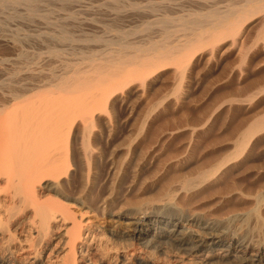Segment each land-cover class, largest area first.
Here are the masks:
<instances>
[{
	"label": "bare ground",
	"instance_id": "bare-ground-1",
	"mask_svg": "<svg viewBox=\"0 0 264 264\" xmlns=\"http://www.w3.org/2000/svg\"><path fill=\"white\" fill-rule=\"evenodd\" d=\"M62 1L75 0H0V31L13 21L53 14L59 8L52 2ZM192 8L186 14H166L147 22L144 28L150 32L135 35L136 39L129 38L132 32H122L112 39L89 37V41L101 42V48L74 49V58L64 57L60 70H52L48 77L46 74L47 79L40 71L28 68V84L21 85L12 78L22 71L17 68L10 70L7 83H0V264H170L171 260L157 257V253L165 252L164 240L173 253L170 259L181 264H209L213 260L215 264H264V241H247L232 230L214 224L203 226L195 219L186 220V225L175 223L164 215L177 214L175 211L189 199L188 193L244 165L264 140L263 115L239 135L232 153L194 178L182 179L179 192L167 190L153 203L154 208L147 210L138 203L134 210L121 213L107 210L110 200H103L94 209L88 203L100 158L99 139L105 132H112L117 112L132 97H143L171 73L177 81L174 96L171 94L176 105L189 97L199 70L234 50L238 52L240 73L264 66V0H230L222 7ZM116 10L124 13L127 9ZM252 28L256 35L249 38L254 40L249 43ZM65 33L57 39L54 36L58 44L71 40ZM2 38L0 35V46L17 43ZM47 52L60 59L64 54L57 45ZM263 93L264 86H259L235 101L252 106ZM156 103L163 111L169 105ZM258 104L253 103L254 107ZM231 106L229 103V110ZM75 177L80 180L77 193L71 190ZM256 200L255 227L264 239V196ZM150 201L147 206L154 202ZM84 209L99 216L106 214L117 225L102 228L86 219L88 212Z\"/></svg>",
	"mask_w": 264,
	"mask_h": 264
},
{
	"label": "rangeland",
	"instance_id": "rangeland-1",
	"mask_svg": "<svg viewBox=\"0 0 264 264\" xmlns=\"http://www.w3.org/2000/svg\"><path fill=\"white\" fill-rule=\"evenodd\" d=\"M75 1L72 3H67V1L63 3L62 1L61 4L60 2H52L53 4H50L57 5L59 11H55L53 14L49 13L41 18L36 16L32 21H13L4 28V31H0L3 40H17L14 46L12 44L0 46V83H7L11 76L10 70H17V68L22 71L12 78L21 85L28 84V80H25L28 77L26 72L30 70L28 68L40 71L42 78L46 74L48 77L52 70H60L63 61L72 59L74 49L78 51V49L83 50L91 47V49L101 48L100 46L103 45L101 42L97 44V42L89 41L87 40L89 37L97 36L102 39H112L122 32H129L128 34L132 32L133 35H130L129 38L143 36L147 22L155 21L160 16L168 14L171 17H176V14L177 16L186 14L190 9H193L192 7L194 9L195 7L202 8V6L204 8L222 7L230 0ZM122 6L125 10L127 9L124 13V10L114 12L115 8H123ZM38 14L42 15L43 13L39 12ZM112 18L116 22H112ZM60 24L62 28L59 27ZM253 28L248 33L247 40L255 38L254 32L256 31ZM255 30L257 29L255 28ZM61 32H63L62 34L66 32L68 35L66 33L65 35L69 36L71 40L64 41V44L63 41L58 44L55 38L61 36ZM147 32L149 33L150 30L147 29L145 33L147 34ZM11 35L14 39H11ZM253 39H249L248 42L252 43ZM56 45L64 53L62 59H60L61 57H50L47 52ZM236 53L238 54L235 50L228 52L229 55L226 53L224 57L222 56V62H213L210 67L206 66L199 70L200 76L198 75L195 79L189 90V97L184 101L182 100L183 102H176L175 105L174 98L171 97V94L174 96L172 90L177 81L173 79L170 73L164 76L166 80L163 77L161 82L155 83L143 97L142 95H140L141 97L139 95L134 96L125 107L119 109L117 123L112 132L110 134L105 132L99 139L100 158L97 160L96 175L88 197L91 209L106 199L111 201L108 211L127 213L134 210V206H137L138 203L140 207L150 210V208H154L155 202L167 190L179 192L178 188L180 187L178 186L182 183V179L194 178L197 173L208 170L223 157L232 153L233 144L249 126L248 124L252 123L255 118L264 116V93L256 97L258 99L251 103L252 106L249 104L242 106L244 104H238L240 102L235 101L243 99L245 95L253 92L257 87L264 86V66L249 68L242 74L237 68L239 56L237 57ZM25 64L27 66L23 68ZM215 64L216 66H214ZM206 68L207 70L204 71ZM46 77L44 79H47ZM155 101L162 102L161 105H164L165 102L169 105L163 111V107L161 109V106H157ZM254 102H259V104L254 107ZM229 103L232 105L231 110H229ZM150 108H154V110L150 112ZM202 125L205 126V129ZM140 128H143V131ZM263 136L262 134L261 137ZM244 162V165L223 177H219L220 179L216 177L217 182L212 180L210 181L212 183L209 182L204 186L202 185L200 189L188 193L190 197L180 207L181 210L175 211L177 214L172 216L164 214L165 217L183 225H186V220L191 219L198 220L196 222L203 226L220 225L225 231L229 229L239 233L238 235L242 239H248L247 241L251 242L260 240L263 243V234L259 233L258 228L255 227L257 222L253 214V207L258 202L256 199L264 196V140L257 144ZM79 182V177L72 180L71 190L73 193H77ZM148 201L151 202L149 204L152 206L149 204L147 206ZM262 205L261 208L264 209V203ZM84 210L88 212L87 209ZM85 217L102 228L116 224V220L109 218L106 214L99 216L95 212H88ZM190 228L196 230L194 226ZM164 244L165 252L163 254L157 253V257L160 260H171L170 264H181L178 260L170 259L173 254L172 250L166 240H164ZM148 251L153 252V250ZM215 262L213 260L209 264H215ZM185 264L189 263L185 262Z\"/></svg>",
	"mask_w": 264,
	"mask_h": 264
}]
</instances>
